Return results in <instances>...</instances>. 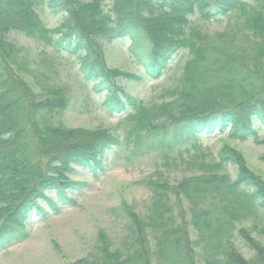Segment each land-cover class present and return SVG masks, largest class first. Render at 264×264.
<instances>
[{
  "label": "trees",
  "instance_id": "trees-1",
  "mask_svg": "<svg viewBox=\"0 0 264 264\" xmlns=\"http://www.w3.org/2000/svg\"><path fill=\"white\" fill-rule=\"evenodd\" d=\"M110 2L115 19L95 2L0 0V15H23L15 22L0 19V253L28 239L23 223L29 212L49 217L40 201L55 215L73 204L67 191L83 187L70 178L75 167L98 179L107 170L105 156L121 144L108 131L73 137L75 130L54 124L70 101L63 89L53 93L52 101H37L35 91L17 74L31 72L23 50L6 39L12 30L75 60L83 81L104 96L106 114H129L126 140L139 156L178 150L227 129H232V139L248 142L264 129V0L252 5L247 0ZM45 6L50 15L62 17L55 30L46 29L35 16V8ZM196 13L209 21L236 13V22L212 38H188L180 25ZM156 17L163 22L156 25ZM100 39H129L130 54L144 67V81L164 76L181 50L190 57L178 85L162 93L164 100L145 105L119 84L121 78L142 82V77L107 66ZM204 170L175 184L154 183L145 216L124 211L120 248L113 250L103 234L98 249L73 264H264V243L240 228L263 224L264 234V183L241 153L230 148ZM48 191L58 202L46 197ZM239 243L254 253L252 259Z\"/></svg>",
  "mask_w": 264,
  "mask_h": 264
},
{
  "label": "rangeland",
  "instance_id": "rangeland-1",
  "mask_svg": "<svg viewBox=\"0 0 264 264\" xmlns=\"http://www.w3.org/2000/svg\"><path fill=\"white\" fill-rule=\"evenodd\" d=\"M83 3L100 5L104 13L115 19L110 0H79ZM253 4L254 0H247ZM24 8V7H23ZM26 8H24L25 10ZM27 11H25L26 13ZM35 16L42 26L49 31L59 27L62 17L50 15L47 7L35 8ZM22 14H1L0 19L15 22ZM25 16V15H24ZM236 13L221 16L211 21L201 14H190L180 25L188 38H212L229 30L236 22ZM157 18V17H156ZM156 25L162 19L152 20ZM6 39L29 60L31 74L17 71L18 76L35 91L37 101L54 100L52 95L57 89H63L70 101L63 117L53 120L55 125L75 130L77 135L88 132L108 131L117 135L120 147L110 151L105 156L107 170L96 179L92 173L75 167L70 178L80 190L69 189L67 196L73 204L62 206V211L55 215L51 207L40 201L41 207L49 214L42 219L41 214L34 210L29 212L24 224L29 234L25 242L12 245L0 253V264H73L93 254L105 234L115 250L125 241V224L127 215L124 211L133 209L136 214L145 216L154 194L151 187L154 183L168 181L171 184L204 173L208 163L215 162L219 152L227 148L240 152L252 174L264 183V129L259 130V137L248 142L236 141L231 138L232 129L225 133L201 136L196 143L191 142L178 150L153 151L139 156L132 150V145L126 140L129 120L128 113L110 117L102 108L104 96L94 92L92 83H85L80 76V67L76 61L67 59L53 48L46 46L37 38L12 30ZM102 48L107 66L113 70L141 76L146 80L144 67L137 63L129 52L130 40L121 39L113 43L98 40ZM189 53L182 51L171 62L170 67L159 80L135 82L130 79H119L134 98L145 105L161 103V96L166 90L178 85L183 75ZM259 125L256 126V129ZM193 144H195L193 146ZM233 174V169H229ZM22 196V195H21ZM46 197L58 202L57 196L48 191ZM75 203V204H74ZM61 205V204H59ZM251 231L256 241L264 243V234L252 224L241 225ZM239 249L247 259H252L254 253L249 251L244 243L238 244Z\"/></svg>",
  "mask_w": 264,
  "mask_h": 264
}]
</instances>
